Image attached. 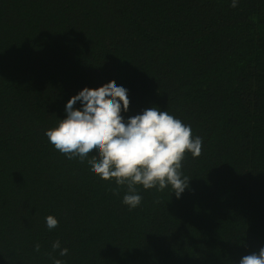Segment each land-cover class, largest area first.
Segmentation results:
<instances>
[{
  "label": "trees",
  "instance_id": "16d2710c",
  "mask_svg": "<svg viewBox=\"0 0 264 264\" xmlns=\"http://www.w3.org/2000/svg\"><path fill=\"white\" fill-rule=\"evenodd\" d=\"M230 4L0 0V264H239L264 247V0ZM112 80L125 120L156 107L203 138L180 198L137 185L129 210L126 186L49 143L67 101Z\"/></svg>",
  "mask_w": 264,
  "mask_h": 264
},
{
  "label": "clouds",
  "instance_id": "9594fccd",
  "mask_svg": "<svg viewBox=\"0 0 264 264\" xmlns=\"http://www.w3.org/2000/svg\"><path fill=\"white\" fill-rule=\"evenodd\" d=\"M239 0H231L230 7H237ZM82 107H75L77 102ZM128 90L115 80L98 88L85 87L72 96L65 105L66 117L58 125L46 130L50 144L68 159H87L91 171L100 179L115 181L117 188L127 187L122 203L129 210L141 204L142 196L137 185L145 190L163 191L170 186L177 198L189 187V177L181 169L186 153L198 158L202 153L203 138H193L190 125L180 119L150 107L142 113L122 116L129 108ZM95 150L96 155H89ZM118 194L117 189H113ZM46 226L52 230L58 226L53 215L46 218ZM60 256L68 255L60 241L52 244ZM40 244L35 245L39 252ZM53 264H64L53 257ZM239 264H264V247L259 252L244 255Z\"/></svg>",
  "mask_w": 264,
  "mask_h": 264
}]
</instances>
